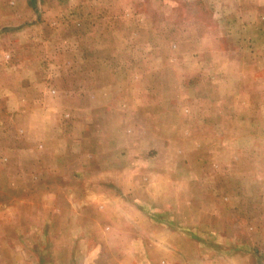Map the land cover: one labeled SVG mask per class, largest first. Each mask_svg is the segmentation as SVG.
I'll use <instances>...</instances> for the list:
<instances>
[{"label": "rangeland", "instance_id": "rangeland-1", "mask_svg": "<svg viewBox=\"0 0 264 264\" xmlns=\"http://www.w3.org/2000/svg\"><path fill=\"white\" fill-rule=\"evenodd\" d=\"M0 264H264V0H0Z\"/></svg>", "mask_w": 264, "mask_h": 264}]
</instances>
